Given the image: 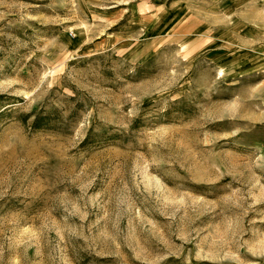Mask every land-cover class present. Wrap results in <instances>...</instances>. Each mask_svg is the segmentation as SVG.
Segmentation results:
<instances>
[{"label":"rangeland","instance_id":"374dc122","mask_svg":"<svg viewBox=\"0 0 264 264\" xmlns=\"http://www.w3.org/2000/svg\"><path fill=\"white\" fill-rule=\"evenodd\" d=\"M0 264H264V0H0Z\"/></svg>","mask_w":264,"mask_h":264}]
</instances>
